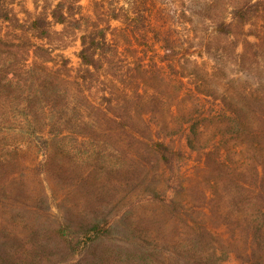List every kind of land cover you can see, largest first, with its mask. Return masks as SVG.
<instances>
[{
  "label": "trees",
  "instance_id": "obj_1",
  "mask_svg": "<svg viewBox=\"0 0 264 264\" xmlns=\"http://www.w3.org/2000/svg\"><path fill=\"white\" fill-rule=\"evenodd\" d=\"M25 12L19 18L0 6V209L11 224H0V264L231 260L233 241L208 228L185 202L184 150L158 133L146 138L144 156L150 161L153 154L165 177L146 182L144 194L172 208L183 230L176 239L153 234L132 207L108 208L100 193L85 209H71L52 203L45 191L39 176L49 165L53 176H65L64 166L50 158L68 156L66 147L78 134H102L107 124L108 131L112 126L132 135L145 120H136L139 109L155 106L157 93L145 100L144 84L136 91L119 87L133 73L117 63L145 74L154 70L159 80L166 67L175 70V102L157 124L184 134L187 147L201 153L197 168L211 159L223 186L236 190L228 200L238 208L246 245L236 258L264 264V177L255 167L249 175L254 185L249 180L245 187L236 166L244 156L258 158L264 145V86L239 84L257 56L256 66L264 63V0H52ZM68 29L79 41L73 70L63 53ZM128 51L129 60L123 58ZM184 67H191L188 81ZM211 77L209 93L202 88H210ZM110 166L108 176L119 173V166ZM26 168H35L36 194L27 186ZM254 201L259 205L252 207Z\"/></svg>",
  "mask_w": 264,
  "mask_h": 264
},
{
  "label": "rangeland",
  "instance_id": "obj_2",
  "mask_svg": "<svg viewBox=\"0 0 264 264\" xmlns=\"http://www.w3.org/2000/svg\"><path fill=\"white\" fill-rule=\"evenodd\" d=\"M51 1L2 0L0 6L3 5L11 14L19 18H25L27 17L25 11L33 12L35 4L43 5ZM87 1L82 0V3L85 4ZM67 35H69L67 39L68 45L63 53L68 58V67L73 70L78 67L77 51L79 49V41L74 31L68 29ZM248 53L251 55V50ZM129 54H131L130 51L126 52L123 58L129 60L127 57ZM258 60L259 56L252 61L255 67L249 70L246 69L245 74L241 76L239 82L241 86L252 85L256 88L264 86V63L261 62L258 67V65L256 66ZM117 64L122 70H128L129 73H133L132 81H124L123 85L121 86L120 84L119 87L136 91L141 90V85L144 84L143 87L147 90L145 100H148L153 92L157 93L155 106H145L139 109L140 111L138 110L139 117H136V120L140 122L142 117H145V120L132 135L126 132H118L119 130L112 126L110 131H108L107 124H105L103 127L105 131L102 134L94 133V135L86 134L85 136L78 134L77 142H70V146L66 147L69 149L67 150L68 156L61 158L59 161L51 156L50 163H61L60 167L64 166L63 170L65 171V176L59 179L53 176L52 168L49 165L44 174L42 173L39 176L43 181L45 191L49 193L52 203L56 205L58 202L60 207L71 209H85L86 205L93 203L96 195L100 193L105 198L104 200L108 201V208L121 212L132 207L133 211L138 214L139 219L145 225L151 227L153 234L168 241L176 239L178 233L183 230L182 223L174 215L172 208L160 202L148 200L144 194L146 182H152L154 179L162 180L165 177L164 168L154 158L153 154L149 153L150 161L145 160L144 156V151L147 150L145 147L146 138L150 137V135L155 138L158 133L161 135L159 137L168 139L167 141L174 147H180L184 150L185 158L182 164V173L184 174V183L187 187L185 192L187 201L185 200V202L188 203L187 205L190 209L202 213L208 228L233 241V244L229 243L232 258L225 264H242L238 261L236 255L237 253H244L243 250L246 248L243 242L244 232H240L243 224L236 216L238 213L237 206L228 200L229 196L236 195V190H229L223 186L224 179L222 177L219 178L220 173L212 168L211 159L206 163V168H197L199 164L203 166L199 162L201 153L197 149L194 150L187 147L184 134L172 135L170 129H164L162 128L164 126L157 124V119H162V116L165 117L169 106L175 102L176 87L179 85L175 78V70L172 67H166L162 71L163 77L159 80L156 76L152 77L154 70L145 74L144 72H139V70H134L135 65L130 66L128 63ZM181 70H184L182 73H184L185 81H188L191 67H184ZM120 77L119 75L118 78ZM215 80L214 77L209 78L210 88L202 89L208 92L215 89ZM163 93L165 94L164 98L161 96ZM152 109L155 111H152ZM140 115L142 116L140 117ZM149 127H151V130H148ZM107 135L110 136V139ZM209 135L207 134L206 136ZM91 136L98 139L100 144L97 145L92 142ZM204 137L205 135L201 138ZM70 139L73 140L71 134ZM195 144L202 145L203 143ZM110 165L119 166V173H113L112 176H108L105 173V169L112 168ZM236 166H238V180L245 187L246 184L251 185L254 183L253 178L249 175L254 172L255 167L259 170V177H261L259 179H262L264 177V145L260 148L258 158L244 156L242 159H238ZM198 169L203 170V173L199 172ZM114 170L117 169L114 168ZM34 171L31 168L25 169L26 182L30 188V193L36 194L39 184L36 181V171L35 173ZM95 172L98 174L96 175ZM254 195L251 194L253 197ZM258 205L259 202L254 201L252 207ZM248 207L250 208L251 204ZM4 214L0 209V224L10 227L11 224Z\"/></svg>",
  "mask_w": 264,
  "mask_h": 264
}]
</instances>
